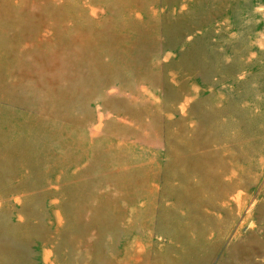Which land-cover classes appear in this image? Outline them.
<instances>
[{
    "label": "rangeland",
    "instance_id": "374dc122",
    "mask_svg": "<svg viewBox=\"0 0 264 264\" xmlns=\"http://www.w3.org/2000/svg\"><path fill=\"white\" fill-rule=\"evenodd\" d=\"M0 264H264V0H0Z\"/></svg>",
    "mask_w": 264,
    "mask_h": 264
}]
</instances>
